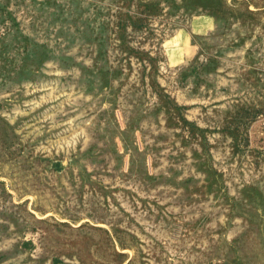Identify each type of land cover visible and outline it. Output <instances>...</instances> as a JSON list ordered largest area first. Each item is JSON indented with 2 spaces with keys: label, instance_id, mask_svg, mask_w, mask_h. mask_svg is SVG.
I'll use <instances>...</instances> for the list:
<instances>
[{
  "label": "rangeland",
  "instance_id": "374dc122",
  "mask_svg": "<svg viewBox=\"0 0 264 264\" xmlns=\"http://www.w3.org/2000/svg\"><path fill=\"white\" fill-rule=\"evenodd\" d=\"M0 264H264V0H0Z\"/></svg>",
  "mask_w": 264,
  "mask_h": 264
}]
</instances>
